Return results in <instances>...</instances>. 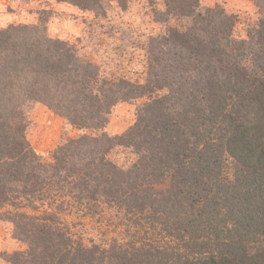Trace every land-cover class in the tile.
Listing matches in <instances>:
<instances>
[{"label": "trees", "instance_id": "16d2710c", "mask_svg": "<svg viewBox=\"0 0 264 264\" xmlns=\"http://www.w3.org/2000/svg\"><path fill=\"white\" fill-rule=\"evenodd\" d=\"M166 1L169 8L172 1V15L193 22L185 32L162 37L175 45L173 52L155 49L148 39L145 54L152 62L143 84L102 76L101 62L84 60L76 40L51 35L48 12H38L33 23L0 27V220L26 242L24 250L5 256L8 264H264V20L250 32L260 44L251 73L246 52L238 57L233 51L234 22L222 9L202 13L199 0ZM56 2L90 13L88 38L110 3L121 10L128 4ZM92 45L102 51L99 60L112 56L98 40ZM212 60L231 64V72L222 78ZM172 65L186 66L190 88H172ZM141 96L148 100L135 123L116 137L106 134L112 108ZM30 102L95 134L69 139L43 162L25 136L23 108ZM115 146L134 148L137 162L118 167L108 157ZM65 187L79 202L93 199L97 206L102 197L119 205L134 233L148 224L150 242L138 236L107 247L73 235L56 212L62 201L49 208L54 188ZM44 203L48 209L39 214L25 211Z\"/></svg>", "mask_w": 264, "mask_h": 264}, {"label": "rangeland", "instance_id": "374dc122", "mask_svg": "<svg viewBox=\"0 0 264 264\" xmlns=\"http://www.w3.org/2000/svg\"><path fill=\"white\" fill-rule=\"evenodd\" d=\"M166 3V0H128L126 9L121 10L117 3L112 2L109 6L108 16L97 24L88 38L89 25L86 18L91 16L90 13L80 12L70 5L62 6L57 4L56 0H0V27L10 22L33 23L41 17L38 12H48L44 16H50L48 25L51 35L62 38L67 36L71 42L76 40L79 54L84 60L95 64L101 62L102 76H106L114 82L126 79L133 83L143 84L149 68L148 63L152 62L146 59L145 54V45L148 44V39L152 43L156 42L155 49L160 47L168 51L172 48L173 52L176 50L175 45L163 44L162 37L166 34L170 35L172 30L179 29L185 32L187 26L193 22L191 18L172 15L170 12L172 1H170V8ZM199 5L198 11L202 13L206 8H210L214 12L222 9L225 16H230L229 20L234 22L231 31V37L234 38L231 44L233 51L239 57L241 51L244 50L247 54L244 62L245 67L249 72H255L257 68L253 60L259 53L260 44L256 39V33L250 32L255 27H259V22L264 20V0H199ZM71 16H77L76 20H72ZM196 31V34L199 33L202 36L199 30ZM95 40L112 51L110 58L99 60L101 55L99 53L102 51H95L96 49L92 45ZM155 49L154 53H157ZM163 57L161 58L165 60ZM212 65H218L220 68L222 64L212 60ZM233 65L235 66V64ZM222 67L219 69L220 73L218 70V74L224 78L227 75L226 72H231L233 66L226 64ZM184 68L187 69L186 66L179 69L172 65L169 69L167 78L172 76L174 82L172 88H176L180 84L183 85L182 88L191 87L189 78L187 79L190 72ZM178 81L181 82L178 83ZM188 92L189 89H185L180 95L184 96ZM158 93L157 95H162L165 92ZM147 100V96H141L129 102L117 103L106 116V123L103 127L105 133L110 137H116L128 130L135 123L137 115L140 113L139 110L144 108ZM172 100H174L173 97ZM23 113L26 119V139L40 159L46 163L54 159L52 155L54 149L64 145L69 139L78 138L83 134H95V131L91 130L92 128L78 130L72 127L64 118L40 103L30 102L23 108ZM98 133H101V129ZM98 137L102 139V136L98 135ZM134 152L132 147L125 149L115 146L109 151L108 157L118 167L127 169L131 167V164L137 162L139 155ZM164 187L165 184L157 185L158 189ZM54 190L56 191L51 192V196L55 200L53 203L51 202L50 206L44 203L36 210L26 209L25 211L30 214H39L42 210L48 209V206L49 208L56 207L62 201V209H56L60 222L68 227L73 235L82 236L85 241L109 247L115 241L125 244L131 239L142 236L140 242H150L148 233L144 232L145 229H148L144 226L148 224L143 227L139 226V231L134 233L136 227L130 223L127 217L130 214L124 212L119 205L109 204L102 197H99L97 206L93 199H84L79 202L77 198L70 195L71 192H76L70 187L54 188ZM93 203L94 205H92ZM2 210L0 209V211ZM158 228L160 227L158 226ZM132 233H134L133 236ZM20 237L21 235L10 222L0 220V264H8L5 261L7 254L26 248V242L20 240Z\"/></svg>", "mask_w": 264, "mask_h": 264}]
</instances>
